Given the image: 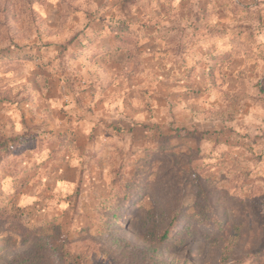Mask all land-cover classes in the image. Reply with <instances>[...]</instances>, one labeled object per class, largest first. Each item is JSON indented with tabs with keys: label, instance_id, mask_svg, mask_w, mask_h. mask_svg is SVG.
Masks as SVG:
<instances>
[{
	"label": "clouds",
	"instance_id": "clouds-1",
	"mask_svg": "<svg viewBox=\"0 0 264 264\" xmlns=\"http://www.w3.org/2000/svg\"><path fill=\"white\" fill-rule=\"evenodd\" d=\"M0 264H264V0H0Z\"/></svg>",
	"mask_w": 264,
	"mask_h": 264
},
{
	"label": "rangeland",
	"instance_id": "rangeland-1",
	"mask_svg": "<svg viewBox=\"0 0 264 264\" xmlns=\"http://www.w3.org/2000/svg\"><path fill=\"white\" fill-rule=\"evenodd\" d=\"M181 220H183V217H181ZM165 243H171V241L166 240Z\"/></svg>",
	"mask_w": 264,
	"mask_h": 264
}]
</instances>
